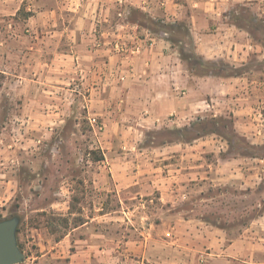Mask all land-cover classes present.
I'll return each instance as SVG.
<instances>
[{
  "label": "rangeland",
  "instance_id": "rangeland-1",
  "mask_svg": "<svg viewBox=\"0 0 264 264\" xmlns=\"http://www.w3.org/2000/svg\"><path fill=\"white\" fill-rule=\"evenodd\" d=\"M176 1L179 19L165 0L105 1L99 36L78 39L77 48L63 40L62 88L39 83L32 100L24 52L4 49L0 220L19 219L25 258L17 264H231L217 237L238 240L232 256L242 261L247 233L256 237L255 264H264V12L232 3L227 19L247 33L243 50L205 58L193 7ZM144 2L148 9L137 6ZM158 38L194 74L178 88L181 109L156 117L131 103L127 111L118 89L104 99L95 56L104 73L114 67L110 56H138Z\"/></svg>",
  "mask_w": 264,
  "mask_h": 264
},
{
  "label": "crops",
  "instance_id": "crops-1",
  "mask_svg": "<svg viewBox=\"0 0 264 264\" xmlns=\"http://www.w3.org/2000/svg\"><path fill=\"white\" fill-rule=\"evenodd\" d=\"M105 1L107 0H0V60L4 55V49L10 45L14 55H21L24 52L25 67L22 72L29 100L34 97L31 88L38 86L39 83L47 85L46 81L49 79L56 81L52 86L58 90L62 88L63 55L66 54L63 40H77L73 45V48H77L80 46L78 39H93L99 36L97 26L102 19H98V16H101ZM239 2L257 4L264 12V0H186V3L193 7L195 16L192 23L193 33H196L199 39V51L205 58L215 55L225 57L231 53L235 57L240 55V51L243 50L242 43L246 39L243 36L247 33L227 19V8L232 3ZM162 4H168V14L179 19L180 7L184 4L176 0H165ZM137 6L144 9L150 7L145 2ZM21 10L27 11L24 17H19ZM218 20L219 25L213 26L215 23L213 21L217 23ZM22 38L25 39L26 45L21 46L18 42ZM92 48L95 52L99 51L95 46ZM71 50L73 52V49ZM99 59L95 56L93 60L92 68L99 72L96 74L94 71L93 78H96L99 86L105 85L106 89L102 92L104 99L108 95H115V89H118L120 105L126 107L127 111L129 105L135 103L142 111H150L156 117H163L181 109L182 98L178 95V88L191 86L194 76L169 41L160 38L138 56L128 58L110 56V63H114V67L109 65L104 69V73L101 72V67H95V61ZM120 60L124 63L115 66ZM19 71L12 70L15 76H18ZM94 84H91L93 98L100 95V91L95 93ZM40 87L42 88V85ZM166 109H170L167 114ZM112 110L114 109H109V114ZM262 223L264 229V212ZM249 230L251 231L250 228ZM206 239L207 243L212 240L210 244L215 241L210 235ZM240 239L245 240L248 245L245 259L239 261L232 256L238 240L224 245L222 238L217 237L215 242L219 245L221 257L231 264H255L256 237L247 233Z\"/></svg>",
  "mask_w": 264,
  "mask_h": 264
},
{
  "label": "water",
  "instance_id": "water-1",
  "mask_svg": "<svg viewBox=\"0 0 264 264\" xmlns=\"http://www.w3.org/2000/svg\"><path fill=\"white\" fill-rule=\"evenodd\" d=\"M18 223L15 216L0 220V264H17L25 258L18 243Z\"/></svg>",
  "mask_w": 264,
  "mask_h": 264
},
{
  "label": "trees",
  "instance_id": "trees-1",
  "mask_svg": "<svg viewBox=\"0 0 264 264\" xmlns=\"http://www.w3.org/2000/svg\"><path fill=\"white\" fill-rule=\"evenodd\" d=\"M189 65H190L191 68H195L196 69V63L195 62L191 61ZM213 73H215V72H213ZM0 75H3V73L0 72ZM1 86H2V84H0V87Z\"/></svg>",
  "mask_w": 264,
  "mask_h": 264
},
{
  "label": "built area",
  "instance_id": "built-area-1",
  "mask_svg": "<svg viewBox=\"0 0 264 264\" xmlns=\"http://www.w3.org/2000/svg\"><path fill=\"white\" fill-rule=\"evenodd\" d=\"M92 121V124H94V122H96V118H92L90 119ZM101 128V127H100Z\"/></svg>",
  "mask_w": 264,
  "mask_h": 264
}]
</instances>
